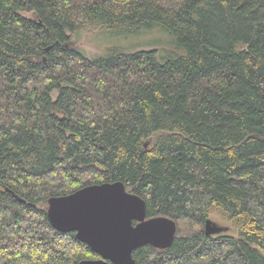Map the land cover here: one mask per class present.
Returning <instances> with one entry per match:
<instances>
[{"label":"trees","instance_id":"obj_1","mask_svg":"<svg viewBox=\"0 0 264 264\" xmlns=\"http://www.w3.org/2000/svg\"><path fill=\"white\" fill-rule=\"evenodd\" d=\"M114 182L176 224L134 264H264V0H0V264L99 259L48 201Z\"/></svg>","mask_w":264,"mask_h":264},{"label":"water","instance_id":"obj_2","mask_svg":"<svg viewBox=\"0 0 264 264\" xmlns=\"http://www.w3.org/2000/svg\"><path fill=\"white\" fill-rule=\"evenodd\" d=\"M47 216L55 230L73 232L99 256L78 264H134V250L145 245L166 249L176 233L173 220L148 219L144 201L128 193L121 182L88 186L68 196L51 198ZM226 229L210 219L204 223L206 235Z\"/></svg>","mask_w":264,"mask_h":264},{"label":"rangeland","instance_id":"obj_3","mask_svg":"<svg viewBox=\"0 0 264 264\" xmlns=\"http://www.w3.org/2000/svg\"><path fill=\"white\" fill-rule=\"evenodd\" d=\"M158 33H151L148 40H145L147 37H137V38H114L108 34L100 32L98 28L88 27L80 31V34L77 36H73L71 45L81 51H83L87 56L94 57V56H101L105 54V52L113 47V45H118L121 47H132L134 45L141 47H146L144 50H151L155 49V47L159 46H168L167 40L165 41L164 38ZM153 36V37H152ZM150 46V47H149ZM210 220L216 223L219 226L227 228L225 232H229V226L221 221L218 217H212ZM181 226H186L183 223ZM196 228V226H193ZM229 233H233L230 231Z\"/></svg>","mask_w":264,"mask_h":264}]
</instances>
